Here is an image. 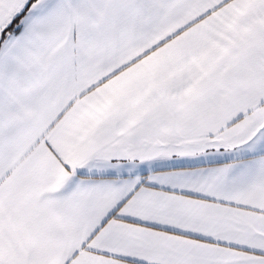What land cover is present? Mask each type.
<instances>
[{
	"label": "snow or ice",
	"instance_id": "obj_1",
	"mask_svg": "<svg viewBox=\"0 0 264 264\" xmlns=\"http://www.w3.org/2000/svg\"><path fill=\"white\" fill-rule=\"evenodd\" d=\"M0 264H264V0H0Z\"/></svg>",
	"mask_w": 264,
	"mask_h": 264
}]
</instances>
